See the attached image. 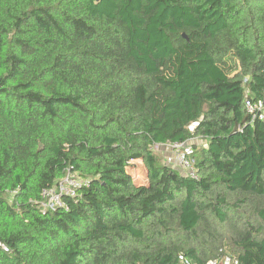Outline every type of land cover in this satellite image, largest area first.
<instances>
[{"label":"trees","instance_id":"trees-1","mask_svg":"<svg viewBox=\"0 0 264 264\" xmlns=\"http://www.w3.org/2000/svg\"><path fill=\"white\" fill-rule=\"evenodd\" d=\"M247 97L264 112V0H0V264H208L192 239L224 224L232 256L264 264ZM195 137L198 177L155 154ZM68 173L86 184L43 213Z\"/></svg>","mask_w":264,"mask_h":264},{"label":"built area","instance_id":"built-area-1","mask_svg":"<svg viewBox=\"0 0 264 264\" xmlns=\"http://www.w3.org/2000/svg\"><path fill=\"white\" fill-rule=\"evenodd\" d=\"M245 106L254 117L259 116L261 119H264L262 101H253L251 98L247 97L245 100ZM164 145L170 147L169 154L165 159L167 164L179 168L183 173L190 177H198V169L194 160L195 149L193 144L190 142H171ZM84 184H86V181L77 173H68L65 177L59 179L55 185L42 192L43 200L41 206L43 213H46L56 205L63 206V196L75 195L77 189ZM4 249L8 251L6 246H4ZM179 259L184 264H193L192 261L182 253L179 255ZM219 260H210L208 264H240L239 259L230 254L223 256Z\"/></svg>","mask_w":264,"mask_h":264},{"label":"rangeland","instance_id":"rangeland-1","mask_svg":"<svg viewBox=\"0 0 264 264\" xmlns=\"http://www.w3.org/2000/svg\"><path fill=\"white\" fill-rule=\"evenodd\" d=\"M191 129L193 130L194 126H192ZM190 143H192L193 145H197L198 149H200V147H202L203 145H206V140L201 137H195L194 139L190 141ZM154 151L157 157L159 158V160L161 161V163L162 162L165 163V159L167 155L169 154L170 147H168L167 145L159 144L154 147ZM199 156L200 154L199 152H197V156L194 157L195 162L198 160ZM128 170L135 177V179H137V181H142V178H144L146 175V168L141 161H138L136 163L134 162V164H132ZM182 196L183 195H179V199H182ZM201 199L207 202L209 198L206 197V198H201ZM8 201L9 203H12V198H9ZM242 213L246 216L247 213L249 212L242 211ZM175 227H177V225H175ZM231 233H233L231 226L224 224V225H220V242L219 243L211 242L209 239L204 237L203 234H201L199 238L193 237L192 240H193L194 245H196L197 247L201 246L204 251L209 250L210 254L213 253V257L211 260H215V259L219 260L225 255H228V254L234 255V251L236 249L232 245H229V237ZM165 235L167 236L169 243L181 244V243H186L188 241L187 235L184 233H181L179 230L178 231L174 230V232L165 234ZM221 248H223L224 251L222 255L220 256L219 251Z\"/></svg>","mask_w":264,"mask_h":264}]
</instances>
